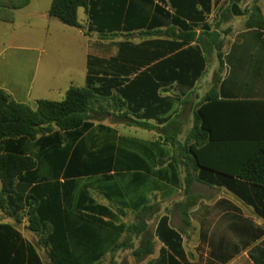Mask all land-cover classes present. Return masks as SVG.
Returning a JSON list of instances; mask_svg holds the SVG:
<instances>
[{
  "label": "crops",
  "instance_id": "obj_1",
  "mask_svg": "<svg viewBox=\"0 0 264 264\" xmlns=\"http://www.w3.org/2000/svg\"><path fill=\"white\" fill-rule=\"evenodd\" d=\"M108 1L117 5V9L106 12L102 24H91L86 9H78V19L84 30L66 26L52 17L53 0H30L24 7L11 8L10 11L15 13L13 22L3 19L7 13L5 6L4 16L0 18V88L16 102L35 110L40 100L61 102L71 87H86L89 74L128 80V83L148 67L179 52L169 48L170 40L142 41L138 36L144 30L173 25L176 13L169 0H147L145 4L142 0ZM1 3L10 5L12 0H0ZM231 4L232 0H211L209 12H203L204 21L196 23L194 29L200 33L204 25L214 26ZM254 5L261 8L264 16V0H238L232 6L238 15L232 16L222 26V30L228 32L225 71L220 85L223 99H264V31L247 29V17L244 15V11ZM210 15L217 16L213 23L208 21ZM112 16L120 19L119 28L129 27L132 31L118 32L120 36L115 40L101 39L103 34L98 30L110 27ZM20 20L32 31L22 35L25 45L8 46L6 41L14 36ZM184 21L188 25L193 24ZM35 30H38L37 35L33 32ZM190 46L194 44L180 50ZM142 47L151 57L149 63L141 64L140 56L136 59L132 56V48L142 50ZM113 61L128 69L129 75L111 70ZM15 62L20 63V71L16 69ZM208 66L193 88L179 87L174 82L163 84L157 96L164 100V104L160 106L159 114L149 122L162 128L180 115L184 138L192 126L195 107L214 87L216 70L209 76V88L202 90ZM249 77L254 82L258 79L260 86L246 89L241 80ZM115 93L113 90L112 94ZM106 121L95 123L93 133L87 136H91V141L99 143L103 149L107 145L112 146L111 168L101 177L77 181L70 206L63 209L65 221L69 222L67 244L77 262L90 264L102 253L105 254L104 261L111 248L125 239L128 213L134 216L135 221L137 212L144 205L160 204L162 214L149 224L154 236V253L140 264H264L262 188L236 176L200 170L197 173L200 181H196L192 189L198 202L189 212L187 220L190 225L186 226L178 208L184 202V174L172 162L160 163L173 156L172 146L161 142L162 134L159 132L114 124L111 119ZM128 162L137 166L121 168ZM93 179H98L95 184L87 182ZM60 182L64 183L62 179ZM95 191L104 197L106 203L97 202ZM79 200H93L108 213L79 210ZM31 232L41 238L46 235ZM23 238L34 246L45 264L37 246L24 235ZM40 243L48 251L50 264H54L50 248L45 242Z\"/></svg>",
  "mask_w": 264,
  "mask_h": 264
},
{
  "label": "trees",
  "instance_id": "obj_2",
  "mask_svg": "<svg viewBox=\"0 0 264 264\" xmlns=\"http://www.w3.org/2000/svg\"><path fill=\"white\" fill-rule=\"evenodd\" d=\"M29 1L1 3L0 18L7 6L3 19L13 22L15 13L10 9L24 7ZM237 1L232 0L230 8L223 11L214 26L204 25L198 33L194 26L204 21L203 12H209L211 0H169L176 13L173 25L144 30L138 36L142 41L170 40L169 48L179 52L148 67L128 83V80L89 74L86 87H71L61 102L40 100L35 110L16 102L0 88V211H7L18 224L26 221L29 230L46 234L41 241L50 248L54 264H80L69 250V222L63 215V209L68 208L73 199L76 182L101 177L111 168L112 146L103 149L87 136L93 133L95 123L111 119L114 124L162 134L161 142L172 146L173 156L160 163L172 162L184 174V202L178 208L186 226L190 225L189 212L198 202L192 189L193 184L200 181L197 175L200 170L236 176L264 190V99L231 100L220 96L228 34L222 26L238 15L232 10ZM145 2L147 0H142V4ZM79 8H85L91 24L98 25L105 21L104 14L117 9V5L108 0H53L50 15L66 26L84 30L78 19ZM244 15L247 29L264 31V16L259 6L246 9ZM112 20L110 27L98 30L103 34L101 39L115 40L120 36L118 32L132 31L129 27L119 28L118 17L112 16ZM184 20L193 24L188 25ZM191 44L194 46L180 50ZM132 50L133 58L141 57V64L151 61L144 47ZM212 58L219 63L214 87L195 107L192 126L186 136L182 138L180 115L162 128L151 124L149 119L157 116L164 104L157 96L161 86L174 82L179 87L193 88ZM115 63L113 61L111 70L129 75L128 69ZM113 90L117 93L112 94ZM98 127L104 129L101 125ZM135 166L128 162L121 168ZM77 209L94 214L108 213L93 200H79ZM161 214L160 204L140 208L135 221L126 227L125 239L111 248V264H119L116 256L120 252L131 251L137 263L151 256L154 236L149 224ZM104 255H97L90 264H104ZM0 264L43 262L34 246L25 241L14 225L0 223Z\"/></svg>",
  "mask_w": 264,
  "mask_h": 264
},
{
  "label": "rangeland",
  "instance_id": "obj_3",
  "mask_svg": "<svg viewBox=\"0 0 264 264\" xmlns=\"http://www.w3.org/2000/svg\"><path fill=\"white\" fill-rule=\"evenodd\" d=\"M81 17L83 16V10L81 11ZM28 31H32L30 28H28V26H26L24 24V22H22L21 20L19 21V27L15 30V33H14V36L12 38H8L7 39V45L8 46H12V47H21L23 45H25V43L23 42L22 40V35L25 34L26 32ZM35 32V34L37 35L38 34V30H35L33 31ZM121 39H126L125 38H121ZM28 45V44H27ZM17 63V66L16 69H18L19 71L21 70V66H20V63L19 62H15ZM214 70H216L215 72H217L219 70V63L215 60V58H212L210 63H209V66H208V73L206 75V78H205V81H204V85H203V91H206L207 88H209V76L212 75V73L214 72ZM224 71H225V68H224ZM224 71L222 73V76H224ZM264 71H262L263 73ZM241 83H243L244 87L246 89L250 88V87H254V88H257L260 86V81L257 79V82H254L250 77L249 78H243L241 80ZM106 124H109V121H106ZM94 181H87V182H91V183H96L97 180L96 179H93ZM2 190V184H1V181H0V192ZM94 196L95 198L97 199V202L99 203H106V200L104 199V197L98 192V191H95L94 192ZM134 221V216L132 214H129L127 215L126 217V225H130L132 222ZM0 223H10V224H13L15 225L22 233L23 235L29 240L31 241L32 243H34L45 264H50V260H49V257H48V251L44 248V246L40 243L41 241V237L32 233L30 230H28V224L27 222L25 221L24 223H21V224H18L14 219H12L10 217V214L7 212V211H0ZM111 259H112V256H111V253L104 259V264H111ZM116 260L117 262H119V264H123V263H126V264H140V263H137L135 261V258L132 256V253L131 251H127V252H120L117 256H116Z\"/></svg>",
  "mask_w": 264,
  "mask_h": 264
},
{
  "label": "built area",
  "instance_id": "obj_4",
  "mask_svg": "<svg viewBox=\"0 0 264 264\" xmlns=\"http://www.w3.org/2000/svg\"><path fill=\"white\" fill-rule=\"evenodd\" d=\"M216 18H217V16H215V15H210V16L208 17V21L211 22V23H213V22L216 20Z\"/></svg>",
  "mask_w": 264,
  "mask_h": 264
}]
</instances>
